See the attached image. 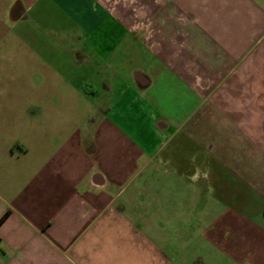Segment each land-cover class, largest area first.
I'll return each mask as SVG.
<instances>
[{"label":"crops","instance_id":"1","mask_svg":"<svg viewBox=\"0 0 264 264\" xmlns=\"http://www.w3.org/2000/svg\"><path fill=\"white\" fill-rule=\"evenodd\" d=\"M0 264H264V0H0Z\"/></svg>","mask_w":264,"mask_h":264},{"label":"rangeland","instance_id":"2","mask_svg":"<svg viewBox=\"0 0 264 264\" xmlns=\"http://www.w3.org/2000/svg\"><path fill=\"white\" fill-rule=\"evenodd\" d=\"M83 81V87L84 88H86V87H88V89H91V88H97V89H99V85H98V82L97 81H95V78H94V76H93V74H86V75H84L83 74V79H82Z\"/></svg>","mask_w":264,"mask_h":264}]
</instances>
